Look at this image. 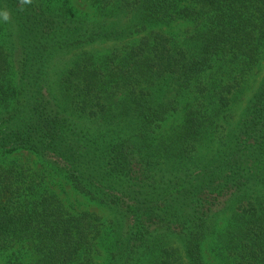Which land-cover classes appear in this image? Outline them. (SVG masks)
<instances>
[{
    "label": "trees",
    "instance_id": "obj_1",
    "mask_svg": "<svg viewBox=\"0 0 264 264\" xmlns=\"http://www.w3.org/2000/svg\"><path fill=\"white\" fill-rule=\"evenodd\" d=\"M90 6L0 0V264H264V0Z\"/></svg>",
    "mask_w": 264,
    "mask_h": 264
},
{
    "label": "rangeland",
    "instance_id": "obj_2",
    "mask_svg": "<svg viewBox=\"0 0 264 264\" xmlns=\"http://www.w3.org/2000/svg\"><path fill=\"white\" fill-rule=\"evenodd\" d=\"M76 7L83 12H90L94 14V9L90 6V0H74ZM174 29H177L179 26H171ZM166 29H171L170 27H166ZM262 74L258 75V79H260ZM256 83L247 91L244 96V100L248 99L253 92ZM12 159H16L17 161L23 163L24 165L31 167L33 169H37L40 171H44L45 165L44 163L38 158L37 155L26 151H17L11 154L10 156ZM50 180L54 183L56 189L62 194V198L65 202L74 210L83 211V210H90L93 212H98L101 215H107V212L102 208L93 203L88 202L84 197L79 195L78 193L71 190L70 185L65 183L61 180L59 176L50 177ZM67 191V192H66ZM207 252V259L212 264H220V261L216 259L209 250Z\"/></svg>",
    "mask_w": 264,
    "mask_h": 264
}]
</instances>
